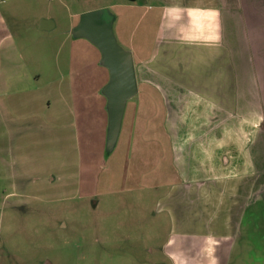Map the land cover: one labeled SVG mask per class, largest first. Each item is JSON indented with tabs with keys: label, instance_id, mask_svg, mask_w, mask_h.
Listing matches in <instances>:
<instances>
[{
	"label": "rangeland",
	"instance_id": "374dc122",
	"mask_svg": "<svg viewBox=\"0 0 264 264\" xmlns=\"http://www.w3.org/2000/svg\"><path fill=\"white\" fill-rule=\"evenodd\" d=\"M141 4L132 10L129 0L0 3L14 16L17 43L7 52L2 40L0 51V109L9 113L5 123H15L16 138L14 166H0L7 178L0 179V204L8 208L0 264L168 263L164 250L175 229L159 199L177 183L167 134L170 98L140 80L109 142L110 71L101 51L73 34L84 14L107 9L117 45L131 54L128 46H139L148 58L158 22L141 19ZM43 19L55 28L41 31ZM132 57L136 67L138 56ZM35 114L39 120L31 119ZM186 124L198 127L194 119Z\"/></svg>",
	"mask_w": 264,
	"mask_h": 264
},
{
	"label": "crops",
	"instance_id": "0c3cea01",
	"mask_svg": "<svg viewBox=\"0 0 264 264\" xmlns=\"http://www.w3.org/2000/svg\"><path fill=\"white\" fill-rule=\"evenodd\" d=\"M138 1L129 0V9ZM139 7L158 30L148 58L128 46L138 56L137 83L170 98L177 183L159 199L175 229L166 264H264V0H143ZM7 12L1 7L0 51L6 40L10 52L17 43ZM54 28L41 21V31ZM5 113L0 109V166L12 167L15 123H5Z\"/></svg>",
	"mask_w": 264,
	"mask_h": 264
},
{
	"label": "water",
	"instance_id": "95a60500",
	"mask_svg": "<svg viewBox=\"0 0 264 264\" xmlns=\"http://www.w3.org/2000/svg\"><path fill=\"white\" fill-rule=\"evenodd\" d=\"M73 34L86 38L95 45L103 55L102 62L110 71L111 79L104 92L108 99V141L114 142L126 101L138 91L132 54L117 45L111 22L105 21L103 11L84 14Z\"/></svg>",
	"mask_w": 264,
	"mask_h": 264
}]
</instances>
